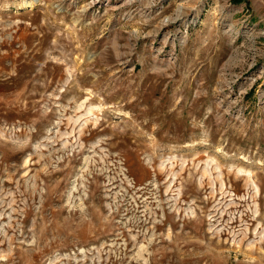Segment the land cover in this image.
I'll return each instance as SVG.
<instances>
[{
	"label": "rangeland",
	"instance_id": "1",
	"mask_svg": "<svg viewBox=\"0 0 264 264\" xmlns=\"http://www.w3.org/2000/svg\"><path fill=\"white\" fill-rule=\"evenodd\" d=\"M0 264H264V0H0Z\"/></svg>",
	"mask_w": 264,
	"mask_h": 264
}]
</instances>
